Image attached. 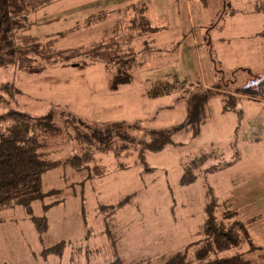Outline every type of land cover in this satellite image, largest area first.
<instances>
[{"label":"rangeland","instance_id":"obj_1","mask_svg":"<svg viewBox=\"0 0 264 264\" xmlns=\"http://www.w3.org/2000/svg\"><path fill=\"white\" fill-rule=\"evenodd\" d=\"M187 1L52 0L26 16V26L17 34L49 41L54 48H76L109 35L118 41L131 39L137 51L144 44L148 47L138 53L141 58L130 70L131 81L116 88H110L113 64L89 62L83 56L54 63L37 56L35 64L43 67L31 73L0 65V114L17 110L41 117L52 112L51 124L59 129L37 132L38 151L59 161L42 173L41 182L44 192L56 190L31 206L32 215L45 216L47 227L42 234L36 231L30 214L18 204L0 208V264H110L114 251L125 264H158L203 239L208 203L214 204L216 219L237 221L246 230L238 246L208 258L264 255V76L232 75L215 58V94L198 76L201 69L206 76V58L212 54L204 44L192 43L219 32L213 26L224 23L222 14L230 6L240 3L247 9L253 0ZM132 2L145 6L150 23L162 27L156 42H150L154 33L147 37L138 31L143 10L126 7ZM254 4L264 16V0ZM201 19L207 20L203 28ZM182 33L177 50H168V42ZM162 83L170 85L168 94H147ZM225 100L229 109L223 110ZM67 114L73 121L98 127L122 123L118 130L126 138L115 137V148L109 151L93 143L88 146L75 139L76 128L65 120ZM188 118L197 125L195 135L192 129L173 133L172 142L159 151L143 152L144 165L138 153L141 140L150 138L147 130L170 128ZM83 153H91V159L80 170L63 162ZM194 161V180L181 184L185 166ZM127 196L114 213L109 214L108 207L99 210ZM57 200L59 204L52 203ZM44 204H49L47 209ZM61 240V256L41 253ZM193 250L188 249L186 259L196 263Z\"/></svg>","mask_w":264,"mask_h":264},{"label":"trees","instance_id":"obj_2","mask_svg":"<svg viewBox=\"0 0 264 264\" xmlns=\"http://www.w3.org/2000/svg\"><path fill=\"white\" fill-rule=\"evenodd\" d=\"M52 0H0V65H14L19 69H23L28 73L38 72L43 66L35 64V57L43 59L46 63H54L73 59L76 57H85L89 59V62H101L105 65L113 64L115 66V73L110 79V88H116L122 83L130 82L131 74L130 70L133 67L135 61L139 57V52L148 45L144 44L140 51L135 50L130 45L131 39L118 41L115 36L109 35L108 37L98 39V41L89 43L87 45L77 46L76 48H64L58 49L52 47L49 41H40L32 35L17 34L19 29H23L26 26V16L29 12L35 11L40 7H43ZM205 3L206 0H200ZM256 5V4H255ZM254 5V6H255ZM139 6V2H132L126 6ZM259 5L255 6L258 7ZM139 6L142 11L143 23L139 26V32H154L159 29L158 26H152L148 17L144 14L145 6ZM264 7V4L263 6ZM258 11L262 9L255 8ZM119 11V10H118ZM118 24V21L115 22ZM119 25V24H118ZM115 29H118L115 27ZM178 42L173 43L171 49L177 48ZM125 44V48L123 47ZM150 47V46H149ZM145 50V49H144ZM152 51V50H150ZM154 51V50H153ZM142 53V52H141ZM84 62V61H83ZM87 63L86 61L84 64ZM238 71V70H236ZM234 75V72H231ZM259 78H262L259 77ZM170 85L158 84L148 89L147 94L150 97H157L159 95L168 94ZM214 93L219 94L216 86ZM210 90V89H206ZM196 98L199 94L195 95ZM223 99V98H222ZM223 110L229 109L227 107L228 101H224ZM52 113V112H51ZM50 112L41 117H32L25 112H19L17 110H10L6 113L0 114V208L3 206L20 205L25 211L30 214V220L34 225L36 231L40 234L44 232L47 227V220L45 216L32 215V203L37 199H43L48 194L54 193L56 189H49L43 191L42 186V173L47 169L56 167L59 161L49 160L38 151L41 147L40 137L37 132L57 130L58 127H53L51 124ZM65 120L69 121L75 129V139L86 143L88 146L91 144L98 145L99 150H112L113 141L115 137L125 140L121 135V124L117 122H107L98 127L94 123H86L80 119H75L67 114ZM188 118L179 125L170 126V128H158L148 129L147 133L150 138L148 141H142L139 146L138 157L142 160L144 165L146 164L143 159V152L146 150L159 151L164 145L172 142V134L180 131L181 129H192L193 135L197 131V125L190 121ZM8 120V123H4ZM73 122V123H72ZM77 122L79 124H77ZM68 124V123H67ZM59 130V129H58ZM119 131V132H117ZM127 141L132 142L133 139ZM123 150L126 148L123 147ZM91 153H83L80 156L73 155L66 158L63 162L70 164L73 168L80 170L82 167H86L90 161ZM194 163L185 166L183 174L179 178L181 184H187L194 180L195 171ZM144 169H147L146 167ZM210 170V168L208 169ZM57 192V191H56ZM129 196L123 198L116 205H104L100 206L99 210L102 212L107 207L109 208V214L114 213L115 209L121 206L127 201ZM59 200L52 202L58 203ZM51 204V203H49ZM44 204L43 208L47 209L49 206ZM214 204L208 203L204 212L206 213V219L202 223L201 233L203 239L196 243H190L183 251H176L174 254L169 255L158 264H264V255H260V258H247L240 254L232 255V257L221 258H208L211 253H216L224 250H228L231 247L238 246L241 243V236L246 232L243 224L237 221H230L224 218L216 219L213 212ZM106 207V208H105ZM105 208V209H104ZM107 215V214H106ZM105 215V216H106ZM226 219V220H225ZM107 235L112 240L113 246L115 240L112 238V234L107 226ZM65 242H60L51 245L50 247L43 248L41 253L48 255L51 253L61 255ZM190 247H193V259L196 263L186 259L187 251ZM114 258L110 261V264H125L120 261L117 252L114 251ZM141 262V261H140ZM137 262L130 264H147L144 262Z\"/></svg>","mask_w":264,"mask_h":264},{"label":"crops","instance_id":"obj_3","mask_svg":"<svg viewBox=\"0 0 264 264\" xmlns=\"http://www.w3.org/2000/svg\"><path fill=\"white\" fill-rule=\"evenodd\" d=\"M190 1L191 0L187 1L189 5ZM254 2L255 0H253L252 3L249 2L247 8L249 10L240 3L233 7L229 5V9L225 10L222 14L224 16V23L213 26L214 30L219 32L211 36L201 35L200 40L192 42L198 47L200 43L204 44L208 54L209 51L212 54V56L209 54L210 57L208 56L209 58H206V60L208 59L207 63H209L206 65V76L204 75L203 69L200 70L201 75L200 73L198 75L199 77H204L201 83H204L206 87L213 88V86H216V83H218V77H216L218 74L217 69H215V65H213V59L215 58L220 61L223 69L228 72H240L243 74L252 72L257 76L261 73L260 77L264 76V16H259L258 13L260 12L256 9L254 11ZM206 21L205 19H201V28L205 27ZM158 27L159 29L156 31L150 32L156 35L154 39H150L152 43L158 40L157 35L162 29L161 26ZM181 35L182 37L178 39L177 48L182 39H184L183 33ZM146 36L148 37V33H146ZM177 41L171 43L169 41V47L172 48L173 43ZM162 43L166 44L167 42ZM177 48L171 50L176 51ZM56 204H59V202ZM63 249L61 253H63Z\"/></svg>","mask_w":264,"mask_h":264},{"label":"built area","instance_id":"obj_4","mask_svg":"<svg viewBox=\"0 0 264 264\" xmlns=\"http://www.w3.org/2000/svg\"><path fill=\"white\" fill-rule=\"evenodd\" d=\"M259 126V125H258ZM262 126L258 127V130H261ZM254 130V129H253ZM256 131H254L253 133H255ZM256 134V133H255Z\"/></svg>","mask_w":264,"mask_h":264}]
</instances>
